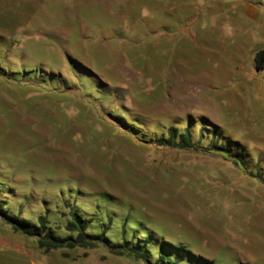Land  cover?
<instances>
[{"label": "rangeland", "instance_id": "1", "mask_svg": "<svg viewBox=\"0 0 264 264\" xmlns=\"http://www.w3.org/2000/svg\"><path fill=\"white\" fill-rule=\"evenodd\" d=\"M263 49L264 0H0V213L264 264ZM175 128L195 149L161 145ZM1 214L0 264H147Z\"/></svg>", "mask_w": 264, "mask_h": 264}, {"label": "trees", "instance_id": "2", "mask_svg": "<svg viewBox=\"0 0 264 264\" xmlns=\"http://www.w3.org/2000/svg\"><path fill=\"white\" fill-rule=\"evenodd\" d=\"M256 69L261 71L264 69V49L259 51L255 57ZM186 130V129H185ZM178 130L171 129L169 131L168 138L164 139L161 145L168 147H175L182 150L195 149L196 143L191 138V133L187 129L184 133L180 135L177 134ZM2 213V211H1ZM0 213V214H1ZM2 217L7 219L10 224L14 225V229L17 231H22L23 234H27L38 239V245L40 248L46 251L58 250V249H73L76 247L81 248H96L99 244L107 245L112 253L119 256L134 257L138 260L145 261L147 264H179L181 258H177L176 254L171 251H166L164 249L165 243H156L158 247V256L153 263L149 257V239H151L150 234H146V240H138L136 238L129 239L127 235L123 242L112 244L109 243L102 234H91L89 233L90 221L84 219L76 211H71L68 219L65 223V230L68 232V236L60 237L53 236L50 233L46 234L47 220L40 217L38 224L31 225L29 223L16 220L14 218H9L6 214H1ZM103 233H109V231H104ZM133 241H136L134 244ZM115 243V242H114ZM186 256L182 258V261Z\"/></svg>", "mask_w": 264, "mask_h": 264}]
</instances>
